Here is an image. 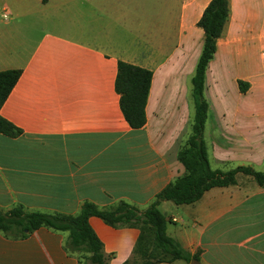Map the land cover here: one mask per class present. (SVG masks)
Listing matches in <instances>:
<instances>
[{
	"label": "crops",
	"instance_id": "crops-1",
	"mask_svg": "<svg viewBox=\"0 0 264 264\" xmlns=\"http://www.w3.org/2000/svg\"><path fill=\"white\" fill-rule=\"evenodd\" d=\"M211 1L0 0V71L23 70L0 111L23 131L0 133V211L77 216L85 202L107 210L120 201L144 211L184 177L178 155L193 116L176 83L190 53L203 48L198 22ZM230 8L211 63L240 65L234 80L250 87L239 90L237 107L218 109L207 95L205 140L213 169L264 171V0H230ZM221 46L226 59L218 58ZM119 61L153 72L139 130L121 111ZM159 209L171 219L168 235L191 254L201 251L199 262L161 264H264V187L252 177L239 174L236 185L213 188L195 204ZM90 225L113 255L108 264L133 260L139 229L98 217ZM68 239L47 227L25 239L0 231V264H83Z\"/></svg>",
	"mask_w": 264,
	"mask_h": 264
},
{
	"label": "trees",
	"instance_id": "trees-1",
	"mask_svg": "<svg viewBox=\"0 0 264 264\" xmlns=\"http://www.w3.org/2000/svg\"><path fill=\"white\" fill-rule=\"evenodd\" d=\"M230 15V0H212L198 22V27L204 32V44L192 78L194 117L191 133L178 155L187 171L184 177L166 186L144 211L124 201L107 210L85 202L77 216L27 212L17 206L6 213L0 211V231L8 237L20 239L27 238L42 227L68 232L67 250L81 253L82 259L88 258L91 264H108L113 255L105 254L102 241L90 225V219L98 217L113 228L139 229L140 236L133 250V260L124 264H135L137 256L142 259L140 264L173 263L180 260L199 262L201 251L191 254L168 235L167 227L171 219L161 212L160 205L163 202H173L177 206L195 204L213 188L236 185L239 174L252 177L260 187H264V171H256L249 166H239L229 171L213 169L205 140L209 112V103L205 97L206 74ZM22 74V69L0 71V111ZM152 80V71L118 62L115 90L120 96L124 118L135 130L142 129L147 123L146 107ZM238 86L241 93H246L250 84L238 81ZM0 133L17 138L23 131L0 115Z\"/></svg>",
	"mask_w": 264,
	"mask_h": 264
},
{
	"label": "rangeland",
	"instance_id": "rangeland-1",
	"mask_svg": "<svg viewBox=\"0 0 264 264\" xmlns=\"http://www.w3.org/2000/svg\"><path fill=\"white\" fill-rule=\"evenodd\" d=\"M202 47H198L196 50L192 51L189 55V66H187V73L185 76L181 77V79L176 83L177 85V92L181 93L182 101H187L189 110L191 111V116L194 113V101H193V85H192V78L195 74L196 70V61L198 57L202 53ZM220 59H226L228 55L227 48L221 46L219 53ZM240 65L230 61V59L218 61L215 59L211 63V71L208 73L207 76V83H206V91L205 97L207 95L213 100L218 109L222 108H231L237 107L240 103V96H239V88L234 80V78L239 74ZM211 73V74H210ZM175 84V83H174ZM171 93V92H170ZM223 93H226V96H223ZM264 100V98L262 99ZM193 123V118L191 117V124ZM207 128L210 125V113L208 116L207 121ZM190 129V126H189ZM209 150V157L211 153V144L210 140L206 142ZM182 215V212L180 213ZM178 215L180 219L183 220L182 216ZM174 225V224H172ZM168 257V256H167ZM142 261L140 256L135 258L134 263L140 264ZM83 264H91L90 260L87 258L84 260Z\"/></svg>",
	"mask_w": 264,
	"mask_h": 264
},
{
	"label": "water",
	"instance_id": "water-1",
	"mask_svg": "<svg viewBox=\"0 0 264 264\" xmlns=\"http://www.w3.org/2000/svg\"><path fill=\"white\" fill-rule=\"evenodd\" d=\"M166 215V214H165Z\"/></svg>",
	"mask_w": 264,
	"mask_h": 264
}]
</instances>
